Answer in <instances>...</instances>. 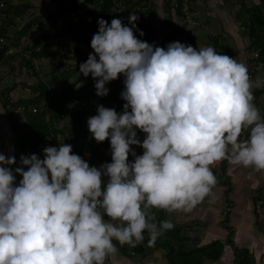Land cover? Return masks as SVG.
Returning a JSON list of instances; mask_svg holds the SVG:
<instances>
[{"label": "clouds", "instance_id": "9594fccd", "mask_svg": "<svg viewBox=\"0 0 264 264\" xmlns=\"http://www.w3.org/2000/svg\"><path fill=\"white\" fill-rule=\"evenodd\" d=\"M139 18H99L94 52L79 65L101 97L124 77L123 110L99 104L87 121L97 142L110 141V162L90 165L64 142L43 158L0 153V264H106L117 244L135 247L147 234L154 246L174 228L155 210L189 213L210 196L217 162L264 172L253 91L264 81L214 46L140 39Z\"/></svg>", "mask_w": 264, "mask_h": 264}, {"label": "trees", "instance_id": "16d2710c", "mask_svg": "<svg viewBox=\"0 0 264 264\" xmlns=\"http://www.w3.org/2000/svg\"><path fill=\"white\" fill-rule=\"evenodd\" d=\"M176 1L178 2L180 0ZM244 1L246 0H242V7L245 9H240L237 14V18L240 19L241 24L246 29L247 35L251 39L250 50L258 52L257 59L264 65V0H259V5L251 4L250 6H245ZM127 2L128 1L124 3ZM129 2H131V5L129 7H125L120 15L125 24L128 23L127 18L130 12H136L140 17L141 15H147L151 10L150 7H137V4L132 3L130 0ZM172 2L173 0L170 2L171 7ZM189 2L191 1L189 0ZM65 3V10L67 9L69 12L75 13V10L78 9L79 5L77 0H66ZM82 5L85 9V14L92 17L91 22L95 20V14H98L96 18L99 19L103 17L109 22V24L114 18V12L111 11V8L114 6V2L112 0H83ZM89 5H92L93 8L88 7ZM18 8L19 6L13 5L12 7H9L8 4L7 8L4 9L3 12L4 17L0 18V61H4L7 57L5 52L8 49V45H6L5 42L9 39L7 38L6 28L11 25V22L6 20V15H8V12ZM94 8L98 11L95 12ZM167 8L169 9V6ZM177 11L178 13L180 12L179 9H177ZM137 24L138 28H142V22L140 20H138ZM28 27L29 24L25 25L24 32ZM69 27L65 29L62 34H65L70 30L72 39L83 40L91 44L92 38L85 33V29L91 30L92 27H95L94 23H81L80 25H71ZM171 28L170 32L172 35L170 40H174L172 38L177 34V30L173 32L175 27L173 26ZM52 48L53 47L50 44L44 42L40 43L35 40L32 41L28 48L23 49L24 52L30 54V59L24 58L25 60L23 66L28 69H32L33 73L36 74L37 72L35 71L33 60L38 58H47V56L52 54ZM73 50L82 55H86L87 57L89 56V53L87 52H82L76 48ZM75 70L77 69H74V71ZM70 74H73V71H63L61 73V78L64 81H67ZM84 78H88V81L76 89H74L75 87H73V85L66 82V90H61L57 94H55L56 87L53 80H49L44 83V81L40 79L37 81L36 85H27L32 90L30 97H20L14 101H11L10 98V91L12 90L11 87L4 86L0 89V103L3 107L10 106L9 110L13 112V109L20 108L21 110V107L24 106V110L21 111L24 115L26 123L16 125V121H13L12 127L20 153L19 156H21V154L31 155L33 153H37V145L44 137L52 135V146L63 142L71 144L73 146V152L80 154L82 157L83 150L86 145L90 151L88 157L89 163H92L93 159L96 158L98 160V167L106 161H111L110 141L105 140L104 142H97L93 139L89 131L87 121L91 115H95L97 113V107L99 104H103L105 107H114L118 112H120V109L123 110V105L126 102L121 98V92L125 87L124 77L121 75L118 79H115L106 85L110 91L107 96L103 97L96 94L95 81L90 74L87 77L80 74L74 84L80 83L84 80ZM261 90H264V88ZM50 91L53 93L52 95H50ZM76 101L80 102L79 106H75ZM72 103L74 106L70 105ZM33 106L36 108L35 112H32L31 110ZM262 114H264V108L262 110ZM142 134L143 132H139L138 136L141 138ZM132 147L136 149L138 155L143 153L142 147L137 145H133ZM106 152L109 154H106ZM129 159L133 160L134 157L130 155ZM220 167L223 172L226 167L224 161L221 163ZM222 182L225 186H227L225 183L227 180ZM155 212L158 220L166 219L162 210H155ZM225 220L227 222V217ZM226 222L224 225L227 224ZM230 235L231 229L229 227V234L225 243L215 240L205 246H194L188 248L186 241L189 238L184 234H181L180 227L174 226V228L168 230L161 237H159L154 246L148 245V236L146 234L144 242L136 245L135 247L127 244L122 246L117 244V248L123 255L130 256L131 253L143 254L150 250L149 247H160L166 251L165 257L170 264H202L205 261L217 260L225 244L233 247V251L237 258L236 264H251L252 259L247 250L235 248Z\"/></svg>", "mask_w": 264, "mask_h": 264}, {"label": "rangeland", "instance_id": "374dc122", "mask_svg": "<svg viewBox=\"0 0 264 264\" xmlns=\"http://www.w3.org/2000/svg\"><path fill=\"white\" fill-rule=\"evenodd\" d=\"M66 0H14L15 3H18L19 8L18 11H22V15H20L21 12H17L16 14L11 11L8 12L7 21L11 22V25L6 28L7 32V38L12 42L14 45H18L16 48L20 49L22 51V57L18 56V62H23L26 58L30 59V54L27 52H24V48H28L30 46V43L32 41H39L40 43L44 42L47 44L52 45V54L47 56V58H38L33 60L36 74L33 73L32 69H22L20 72L12 73L13 70L10 71L3 70V73L7 75V80L10 81L12 78H15L19 81H21L19 84V89L15 95H12V98L14 100H17L19 97L28 98L31 96V89H26V86H23V84H37V81L42 79L44 83H46L49 80H53V83H55V94H57L61 90H66V82H68L70 85H73L76 89L83 83L85 84L88 81V78H84L83 81H81L78 84H74L81 74L79 72V65L87 60L86 55H82L74 50H70L68 47L67 42L65 41L67 37H71L70 30L67 33L62 32L67 29L71 25H80L81 23H94L95 27H92V29H85V33L93 37V34L98 31V14H95L94 18L95 20L92 21V17H90L88 14H85V9L83 8V0H77L78 3V9L75 10V16L71 17L70 12L65 10V3ZM114 2V6L111 8V11L114 12V18H122L120 17L121 13L123 12V9L125 7H129L131 5V2L129 0H112ZM128 1L127 3H124ZM132 3L137 4V7H150L151 10L147 15H141L139 20L142 22V28H139L142 30L145 35L143 37H139V32H136V35L142 39L146 40L149 43L155 42L157 46L166 47L168 43L174 42V41H180L181 43L190 44L193 45V47H205L209 46L213 43H216L218 46H221V44L228 45L227 40L228 37L225 34V36H222L223 34L216 35V32H218L215 27H207L205 25L204 20L207 16V8L208 9H219L221 8L229 10V13L233 14V18L236 19V12L242 8V0H190V4L192 6L190 17L186 18V15L180 10L178 13L177 10H174L173 7L170 6L171 0H130ZM140 2V3H137ZM169 2V4H168ZM7 4H9V7H12V3H10L9 0H7ZM49 6L51 9L48 8L47 12H45L43 15V12L39 9L44 10L45 8ZM245 6H250L251 2L250 0L244 1ZM14 5V3H13ZM8 6V5H7ZM169 6V9L167 8ZM88 7L93 8L92 5H89ZM7 8V7H6ZM5 8V9H6ZM32 8H36L32 10ZM171 8V9H170ZM73 10V9H72ZM95 12L98 10L94 8ZM194 10V12H193ZM40 13H35L39 12ZM4 10H2V15L0 18L4 17L3 14ZM21 17V18H18ZM193 19H195V22H193ZM192 22L194 23L195 27L193 26ZM29 27L24 32L23 25H28ZM198 24H201L199 26ZM175 27L173 32L177 30V34L171 37L170 29L171 27ZM242 26V28H241ZM237 31L234 32L233 36L231 37L232 46L236 48H240L241 50L244 49L246 52V55H250V58L255 57V54L252 53L250 50V43L251 39L246 33V29L243 27L242 24L237 21ZM70 28V27H69ZM14 29V30H13ZM66 32V31H65ZM195 37V41H194ZM49 38V39H48ZM72 38V37H71ZM34 39V40H33ZM52 40V41H49ZM221 41V42H220ZM194 42V43H193ZM5 44H9V41H6ZM10 45V44H9ZM232 47V48H233ZM227 48V47H226ZM10 51V50H9ZM12 51V50H11ZM16 51L14 48L13 52ZM13 55V54H11ZM15 55H20V52L15 53ZM25 58V59H24ZM250 61V60H249ZM17 63V61H16ZM3 65V64H2ZM37 66V69H36ZM18 67V66H16ZM74 69H77L74 71ZM73 71V74H70L67 81H64L61 78V73L63 71ZM2 72V71H1ZM2 75V74H1ZM54 75V76H53ZM14 76V77H13ZM264 76V75H263ZM3 78V77H2ZM264 80V79H263ZM264 88V84H262L259 88H254V95H255V101L259 104L257 106H264V90H261ZM52 91V90H51ZM50 91V95L53 93ZM54 92V91H53ZM80 102L76 101L75 106H79ZM71 106L74 104H70ZM122 109H120L121 111ZM20 111V110H19ZM16 111H14L15 113ZM18 112V111H17ZM22 113V111H20ZM17 114V113H15ZM13 114V116H15ZM12 113L9 114L8 117H11ZM14 132V131H13ZM140 131L138 130V133ZM15 134V133H14ZM145 133L142 134L141 140L145 137ZM13 136V142L15 136ZM93 139H95L93 137ZM92 140V139H91ZM2 144V143H1ZM15 147V146H14ZM11 152V149H10ZM89 148L85 145L83 150V157L89 162ZM16 154V153H15ZM105 154V153H104ZM103 154V155H104ZM106 154H109L106 152ZM90 164L98 167V160L96 158L93 159L92 163ZM221 166V165H220ZM219 166V168H220ZM22 177L18 176V180ZM264 185V184H263ZM225 188L228 189L227 186ZM106 264H110V259L106 261Z\"/></svg>", "mask_w": 264, "mask_h": 264}, {"label": "crops", "instance_id": "0c3cea01", "mask_svg": "<svg viewBox=\"0 0 264 264\" xmlns=\"http://www.w3.org/2000/svg\"><path fill=\"white\" fill-rule=\"evenodd\" d=\"M9 1L12 3V5L14 3L13 6H19L18 3L14 2V0ZM251 2V4L255 5H259L260 3L259 0H251ZM48 8L51 9L49 4L44 10L39 9L43 12L39 15H43L45 12H47ZM34 9L36 8H32V10ZM12 11L15 14L17 12H21L19 16L22 15V11H18V9ZM40 11L35 13H40ZM207 11V16L204 20L205 25H207L208 28L211 26H216L215 29L218 31L216 32L217 36L219 34H223L222 36H225L226 34L228 37V45L221 44V46H218L216 43H213L211 46H214L218 52H227V55L245 63L253 80L259 78L264 81V70L254 71L252 69L250 55H246L244 49H235L232 46V43H230L231 37L238 29L237 21H239L241 24L240 19L236 18L238 20L234 22L235 18H233V14L229 13V10L226 9L222 10L219 8L210 10L207 8ZM239 11L240 9L236 13L238 14ZM193 22H195V19H193ZM193 22L192 24L195 27ZM198 25L201 26V24ZM8 41L10 45L6 44L8 45V49L5 52L7 57L4 61H0V89L4 86L11 87L12 90L10 91V98L11 101H14L12 95H15V93L20 91L18 89L20 86L19 83L21 81L15 78H12V80L10 79V81H8L7 75L3 73V70L8 69L10 73L11 70H13L12 73L16 74V72L18 73L22 71V69L24 70L26 68L23 66V62H18L17 59L18 56L22 57V51H20L21 48H16L19 44L14 45L10 40ZM14 48L17 52H20V55H15L16 51L13 52ZM27 85H32V83ZM27 85L23 84V86H26V89H31ZM258 88L260 89V87ZM257 105L259 104L257 103ZM258 107L261 109V111L264 108V106ZM9 109L10 106L3 107L0 103V153L15 155L17 161L19 162V149L16 144V138H14L13 142L12 136H15L12 129L13 121H16V125H20L26 123V120L24 115L20 112V108L13 109V112H11ZM14 111H16L15 113L17 114H15ZM10 113H12V116L8 117ZM13 114H15V116H13ZM5 125L8 128V132L5 130ZM223 161L225 162L226 167L222 172L221 167L219 168V166ZM213 171L217 176L218 183L214 187L213 193L210 196L206 197L204 201H202L189 213H169L165 210H162L164 212L165 218H171L174 225L181 228V234H184L189 238L186 241L188 248L194 246H205L215 240L225 243L226 239L228 238L230 227V237L233 242V246L239 249H246L252 259L251 264H264V223L263 221L258 220V218L253 213L255 200L260 194V190H256L255 187H261L264 184V172H255L250 168L232 165L227 160L217 162L213 166ZM226 180L227 182L225 183L227 184L228 189L225 188V184L222 182ZM226 217L227 222L225 220ZM225 222L227 223L226 225H224ZM149 249L150 250L143 254L131 253L130 256L123 255L118 250L115 254L109 257L110 264H170L165 257L166 251L163 248L149 247ZM236 259L237 258L233 251V247L224 244L222 252L217 260L205 261L202 264H236Z\"/></svg>", "mask_w": 264, "mask_h": 264}, {"label": "built area", "instance_id": "2783aa9c", "mask_svg": "<svg viewBox=\"0 0 264 264\" xmlns=\"http://www.w3.org/2000/svg\"><path fill=\"white\" fill-rule=\"evenodd\" d=\"M189 0H180V1H176L173 0L172 5H173V9H180L182 10V12L186 15V18L190 17V13H191V8L189 5ZM6 7V0H0V16L2 15V10H4V8ZM70 16L73 17L75 16L74 12H70ZM64 38L65 41L68 44V47L70 50H73L74 48L82 51V52H87V53H91L94 52V49L91 48V44H89L86 41L83 40H78V39H72L71 37H67L65 36ZM52 41V40H49ZM255 54V57L258 55L257 51L253 52ZM37 69V66H36ZM252 69L254 71L262 69V64L257 61L254 60L252 62ZM21 110H24V106L21 107ZM32 112H35L36 108L33 106L32 107ZM51 136H46L42 139V141L37 145V153L40 154L41 158H43V149L46 146H52V142H51ZM256 190H260V195L259 197L255 200V204H254V209H253V213L254 215L258 218V220L263 221L264 223V185H262V187H255Z\"/></svg>", "mask_w": 264, "mask_h": 264}, {"label": "bare ground", "instance_id": "6f19581e", "mask_svg": "<svg viewBox=\"0 0 264 264\" xmlns=\"http://www.w3.org/2000/svg\"><path fill=\"white\" fill-rule=\"evenodd\" d=\"M188 3H189V5H190V8H192L190 2H188ZM7 5H8V4H7V0H6V7H7ZM6 7H5V8H6ZM172 7H173V5H172ZM5 8H4V9H5ZM178 9H179V8H178ZM176 10H177V9H176ZM179 10H180V9H179ZM253 52H254V50L252 51V53H253ZM257 57H258V55H257L256 57L250 58L251 63H252L254 60L259 61V62L262 64V69H259V70H264V65H263V63H262L260 60H258ZM3 126H4V125H3ZM5 127H6V129H5L4 127H3V128L8 132V128H7L6 125H5ZM6 131H5V132H6ZM8 138H9V136H8ZM10 149H11V147H10ZM261 187H262V186H261ZM261 187H260V188H261ZM258 190H259V189H258ZM259 195H260V194H259ZM258 197H259V196H257V198H258ZM257 198H256V199H257Z\"/></svg>", "mask_w": 264, "mask_h": 264}]
</instances>
